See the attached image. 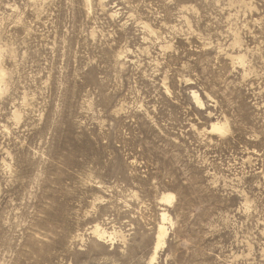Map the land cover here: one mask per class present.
Masks as SVG:
<instances>
[{"label": "rangeland", "instance_id": "374dc122", "mask_svg": "<svg viewBox=\"0 0 264 264\" xmlns=\"http://www.w3.org/2000/svg\"><path fill=\"white\" fill-rule=\"evenodd\" d=\"M0 71V264H264V0H0Z\"/></svg>", "mask_w": 264, "mask_h": 264}, {"label": "bare ground", "instance_id": "6f19581e", "mask_svg": "<svg viewBox=\"0 0 264 264\" xmlns=\"http://www.w3.org/2000/svg\"><path fill=\"white\" fill-rule=\"evenodd\" d=\"M3 75L0 71V81L2 80ZM213 130L214 131H223L225 130L224 126H220V125H213ZM173 199L172 195H169L166 197V201H171ZM163 224L159 226V233H158V237H157V245H156V249H155V253H154V257L152 258L150 264H153L155 257L157 255L158 250L163 247L165 245V238L168 234V228H166L164 226V222L168 220V218L166 217V215H163ZM94 234L99 237L100 239H103L104 237H106L107 232L100 228L99 225L95 226V230H94Z\"/></svg>", "mask_w": 264, "mask_h": 264}, {"label": "snow or ice", "instance_id": "6c2138e0", "mask_svg": "<svg viewBox=\"0 0 264 264\" xmlns=\"http://www.w3.org/2000/svg\"><path fill=\"white\" fill-rule=\"evenodd\" d=\"M221 134H224L223 132H221Z\"/></svg>", "mask_w": 264, "mask_h": 264}]
</instances>
